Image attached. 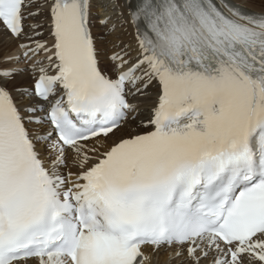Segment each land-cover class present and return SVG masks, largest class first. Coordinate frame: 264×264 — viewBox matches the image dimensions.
Segmentation results:
<instances>
[{
	"label": "snow or ice",
	"instance_id": "obj_1",
	"mask_svg": "<svg viewBox=\"0 0 264 264\" xmlns=\"http://www.w3.org/2000/svg\"><path fill=\"white\" fill-rule=\"evenodd\" d=\"M92 3L0 0L20 49L4 63L31 61L16 93L37 101L23 114L4 86L21 69L0 64V264H151L161 249L168 264H264V13L128 0L138 52H113L108 75ZM130 97L150 115L108 144L137 119Z\"/></svg>",
	"mask_w": 264,
	"mask_h": 264
},
{
	"label": "bare ground",
	"instance_id": "obj_2",
	"mask_svg": "<svg viewBox=\"0 0 264 264\" xmlns=\"http://www.w3.org/2000/svg\"><path fill=\"white\" fill-rule=\"evenodd\" d=\"M218 2V6L221 8L222 11H225V7H224V2L222 0H217ZM229 2L237 9L241 8L242 10H247L248 12H250L252 15L253 14H257V12L261 9L257 8L256 6H253L249 3H247L246 0H229ZM97 12L99 13L98 17L101 20L102 18L107 17L108 19H110V21H113L114 19H116V24H119V21H122L123 25H124V32H116L112 35H107L104 36L103 33H98V36L95 37L96 40L95 41V45L98 47V49H101L100 53L102 56L107 54V48L109 45V41L112 40L113 42H119V45L116 48H113V50L109 53L110 56L113 52H118V51H128L126 52L128 54V56L132 59H135L137 52H138V45H137V34H136V29L135 27L132 25V23L129 21V3L128 0H98L97 2ZM103 7V8H102ZM93 11V10H91ZM121 11V16H117L116 14ZM258 15V14H257ZM117 16V17H115ZM45 18V17H44ZM40 19V17H39ZM92 19V17H91ZM118 19V20H117ZM41 20V19H40ZM99 26V24H98ZM42 33H44L43 35H41L40 37H37V39L40 40V42H48L50 43V37L46 34L47 33V27H45V31H43ZM107 42V43H106ZM18 41L11 39L9 36H7L6 34L3 36H0V48L4 47H9L11 48V46H16L18 45ZM106 43V44H105ZM115 47V46H113ZM46 63V62H45ZM0 64L4 63L0 60ZM7 66V65H5ZM19 66L20 67H24V69L19 72V74H17L13 79L6 81L4 83V86L6 88L9 89V91L12 93L14 99L16 100V98L18 97L17 93H16V89H23L26 86H28L27 82H31L34 76V72L26 65L24 64V62H22V60L19 62ZM151 91H153V93L155 92L154 88H150ZM149 89V90H150ZM138 101H144L143 98L138 99ZM152 101H148V103L151 104ZM133 103V102H131ZM147 103V104H148ZM19 106L23 107L24 104H20ZM150 115V108L149 109H144L141 110L140 112H138V116L137 119L135 121L133 120H129V122L127 124H125V126L127 127V130H124L122 128H119V130H117L112 136H110L107 140L106 143L111 144L114 140H117L118 138H120L121 136H127L129 134V131L132 132H136V131H141L142 129L138 128L137 125L139 123V121L141 119H147L148 116ZM34 127L32 126L30 128V131L34 130ZM92 143H95L94 141H90L89 145H91ZM68 160L71 162L73 155H70V153H68L67 155ZM76 168L72 167V166H68L67 168V172L71 171V172H75ZM170 249L162 254L155 253L152 254V262L151 264H168V256L170 253ZM146 253L151 254V250L147 249L145 250ZM176 262V261H175ZM173 264H177V263H173Z\"/></svg>",
	"mask_w": 264,
	"mask_h": 264
},
{
	"label": "rangeland",
	"instance_id": "obj_3",
	"mask_svg": "<svg viewBox=\"0 0 264 264\" xmlns=\"http://www.w3.org/2000/svg\"><path fill=\"white\" fill-rule=\"evenodd\" d=\"M247 1V3H249V4H251V5H253V6H256L257 8H260L261 10H264V0H246ZM118 17L119 16H121V11H119L117 14H116ZM117 16H115V17H117ZM40 19L41 20H43L44 19V17H40ZM100 20V19H99ZM118 20V19H117ZM123 22L122 21H119V24L122 26V29H121V31H118V32H124V25L122 24ZM120 28L121 27H119V30H120ZM112 31H110V33H111ZM114 33H116V30L112 33V34H114ZM111 34V35H112ZM104 35V34H103ZM107 43V42H106ZM105 43V44H106ZM119 45V42H113L112 40H110L109 41V45L108 46H110V47H113V46H115V47H113V48H116L117 46ZM13 47H15V46H11V48H9V47H2V48H0V60L4 63V61H5V57H6V55L7 56H12V55H16V50H15V52L14 53H11L10 52V50L13 48ZM108 49V48H107ZM13 50V49H12ZM107 54H108V51H107ZM5 65H7V66H5ZM17 64L16 63H13V64H5L4 63V67H12L13 68V66H16ZM19 65V64H18ZM102 65L103 66H105V64H104V60H102ZM18 69V68H17ZM28 84L27 85H29L30 84V81L29 82H27ZM131 131H129V133H130ZM77 170H75V172H76ZM166 252V251H165ZM160 254H162V253H164V252H159Z\"/></svg>",
	"mask_w": 264,
	"mask_h": 264
}]
</instances>
